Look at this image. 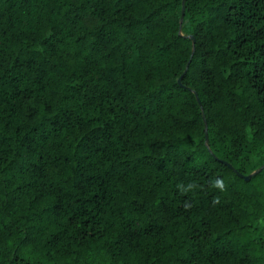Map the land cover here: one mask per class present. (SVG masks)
Here are the masks:
<instances>
[{
    "label": "trees",
    "instance_id": "16d2710c",
    "mask_svg": "<svg viewBox=\"0 0 264 264\" xmlns=\"http://www.w3.org/2000/svg\"><path fill=\"white\" fill-rule=\"evenodd\" d=\"M263 164L264 0H0V264H264Z\"/></svg>",
    "mask_w": 264,
    "mask_h": 264
},
{
    "label": "water",
    "instance_id": "95a60500",
    "mask_svg": "<svg viewBox=\"0 0 264 264\" xmlns=\"http://www.w3.org/2000/svg\"><path fill=\"white\" fill-rule=\"evenodd\" d=\"M182 17H183V13H182ZM179 83H180V79H179ZM264 167V164L262 165V167L260 169H262ZM250 176H246L245 179H249Z\"/></svg>",
    "mask_w": 264,
    "mask_h": 264
}]
</instances>
